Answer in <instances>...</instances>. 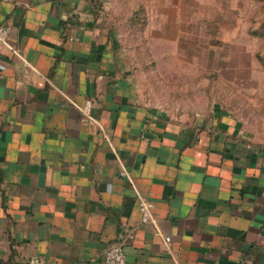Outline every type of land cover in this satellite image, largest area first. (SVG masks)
I'll list each match as a JSON object with an SVG mask.
<instances>
[{
    "label": "crops",
    "instance_id": "crops-1",
    "mask_svg": "<svg viewBox=\"0 0 264 264\" xmlns=\"http://www.w3.org/2000/svg\"><path fill=\"white\" fill-rule=\"evenodd\" d=\"M0 23V264H264V133L150 97L94 0Z\"/></svg>",
    "mask_w": 264,
    "mask_h": 264
},
{
    "label": "rangeland",
    "instance_id": "rangeland-1",
    "mask_svg": "<svg viewBox=\"0 0 264 264\" xmlns=\"http://www.w3.org/2000/svg\"><path fill=\"white\" fill-rule=\"evenodd\" d=\"M102 13L150 97L227 107L264 133V0H104Z\"/></svg>",
    "mask_w": 264,
    "mask_h": 264
},
{
    "label": "built area",
    "instance_id": "built-area-1",
    "mask_svg": "<svg viewBox=\"0 0 264 264\" xmlns=\"http://www.w3.org/2000/svg\"><path fill=\"white\" fill-rule=\"evenodd\" d=\"M11 31V26L9 24L0 23V43L8 44V37ZM92 107V101H87L86 105L82 108V111L86 114H90ZM140 209L142 213V220L144 222L153 219V214L151 211V206L149 202L140 198ZM165 241L167 244L171 241V236H165ZM33 264H39V260L34 258L32 260ZM104 264H127V255L122 245L111 246L105 254Z\"/></svg>",
    "mask_w": 264,
    "mask_h": 264
},
{
    "label": "trees",
    "instance_id": "trees-1",
    "mask_svg": "<svg viewBox=\"0 0 264 264\" xmlns=\"http://www.w3.org/2000/svg\"><path fill=\"white\" fill-rule=\"evenodd\" d=\"M94 1L96 3L97 8L102 11L104 0H94Z\"/></svg>",
    "mask_w": 264,
    "mask_h": 264
}]
</instances>
